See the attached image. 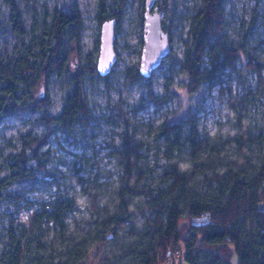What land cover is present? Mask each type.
<instances>
[{"label":"rangeland","instance_id":"1","mask_svg":"<svg viewBox=\"0 0 264 264\" xmlns=\"http://www.w3.org/2000/svg\"><path fill=\"white\" fill-rule=\"evenodd\" d=\"M15 2L23 34L11 26L8 1L0 0V264L17 242L22 264H65L62 251L76 244L84 246L75 264H131L136 246L151 249L155 242L150 195L169 192L176 174L187 179L189 195L204 199L218 192L214 173L258 178L264 166V0H221L217 40L237 57L193 93L182 61L205 0H157L171 50L149 77L139 71L145 0ZM56 15L63 16L60 41ZM111 17L117 60L101 75V25ZM56 50L62 73L50 69ZM75 75L89 116L72 126L49 124L74 89ZM125 135L143 156L130 170L116 154ZM23 167L33 174L7 183ZM130 176H138L136 191ZM58 201L70 205L62 224L52 219ZM123 217L130 223L115 233ZM187 222L184 215L180 225Z\"/></svg>","mask_w":264,"mask_h":264},{"label":"trees","instance_id":"2","mask_svg":"<svg viewBox=\"0 0 264 264\" xmlns=\"http://www.w3.org/2000/svg\"><path fill=\"white\" fill-rule=\"evenodd\" d=\"M10 8V23L13 30L23 34L22 14L15 0H7ZM120 3V0H115ZM221 0H205L192 25L193 45L187 49L182 61V68L187 73L190 83L189 92L193 93L203 82H210L223 64H231L237 57V50L218 42V33L223 24ZM62 17H55V34L60 41ZM117 21V20H116ZM51 70L62 73V62L57 50ZM207 55L208 65L204 66L203 56ZM34 71L35 66H30ZM32 78L26 75L25 81ZM74 89L66 96L62 111L48 118V123L72 126L82 117L89 116V108L84 98L81 79L74 76ZM149 94L156 99L149 83ZM49 99L40 101L46 107ZM192 145L197 141L191 138ZM119 161L127 170L137 165L142 153L133 139L125 135L120 148L116 151ZM33 174V168H19L6 178L11 183L21 177ZM131 190L136 191L138 176H130ZM211 178L216 181L218 192L211 199L192 197L187 192V179L175 175L169 192L150 195L148 208L154 215L156 238L151 249L136 246L132 251L131 264H160L180 256L187 264H264V166L255 178L242 177L239 173H214ZM70 205L58 201L52 213L56 223L63 222V216ZM186 216L188 222L180 225V219ZM130 217L120 218L113 227L115 233L125 229ZM132 231V228H131ZM189 231L187 235L185 232ZM81 244L71 250L62 251L65 264H75L82 258ZM132 247V246H131ZM130 247V248H131ZM21 242L14 243L2 256L4 264H22ZM236 257V263L233 258Z\"/></svg>","mask_w":264,"mask_h":264},{"label":"water","instance_id":"3","mask_svg":"<svg viewBox=\"0 0 264 264\" xmlns=\"http://www.w3.org/2000/svg\"><path fill=\"white\" fill-rule=\"evenodd\" d=\"M157 0H145L144 9V42L139 71L149 77L171 50L169 33L164 30L162 19L165 11L156 3ZM116 18L111 17L102 22L100 34V51L97 69L106 75L117 60L115 51Z\"/></svg>","mask_w":264,"mask_h":264},{"label":"crops","instance_id":"4","mask_svg":"<svg viewBox=\"0 0 264 264\" xmlns=\"http://www.w3.org/2000/svg\"><path fill=\"white\" fill-rule=\"evenodd\" d=\"M160 264H187L180 256L170 260L169 262H164Z\"/></svg>","mask_w":264,"mask_h":264}]
</instances>
